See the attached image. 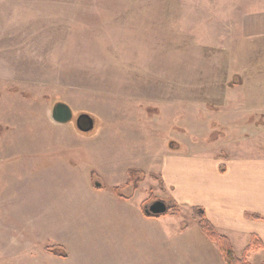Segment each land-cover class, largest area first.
Returning a JSON list of instances; mask_svg holds the SVG:
<instances>
[{
    "label": "rangeland",
    "instance_id": "374dc122",
    "mask_svg": "<svg viewBox=\"0 0 264 264\" xmlns=\"http://www.w3.org/2000/svg\"><path fill=\"white\" fill-rule=\"evenodd\" d=\"M263 10L264 0H0V264L186 263L177 237L219 254L193 208L159 185L162 161L264 158V33L245 25ZM58 102L71 121L52 118ZM81 114L92 131L78 129ZM130 168L136 190L123 185ZM156 200L178 213L145 215ZM228 233L240 256L246 240Z\"/></svg>",
    "mask_w": 264,
    "mask_h": 264
},
{
    "label": "crops",
    "instance_id": "0c3cea01",
    "mask_svg": "<svg viewBox=\"0 0 264 264\" xmlns=\"http://www.w3.org/2000/svg\"><path fill=\"white\" fill-rule=\"evenodd\" d=\"M245 25L247 32L263 34L264 10L247 16ZM169 153L163 157L162 179L173 187L176 202L190 208L202 207L211 223L230 238L234 249L235 243L228 232H237L238 238L242 236L246 240L242 253L256 235L261 239L262 247L251 251L248 259L250 261L252 253L264 255V158L217 157L213 161L202 153ZM221 165L225 166L224 172L220 170ZM249 214H258L261 219ZM154 240L155 244L158 240L161 245L162 238ZM172 240L175 245H187L185 249L189 252L186 263L179 260L176 264H227L220 253L194 252L196 247L192 240L179 237ZM178 256L184 259L182 255ZM257 262L264 263V257ZM149 263L164 264L156 257Z\"/></svg>",
    "mask_w": 264,
    "mask_h": 264
},
{
    "label": "trees",
    "instance_id": "16d2710c",
    "mask_svg": "<svg viewBox=\"0 0 264 264\" xmlns=\"http://www.w3.org/2000/svg\"><path fill=\"white\" fill-rule=\"evenodd\" d=\"M220 170L221 172H224L225 166L221 165ZM128 174H129V178L127 182L124 184V187L129 184H132L134 190H136L137 184L140 181V178L137 176L138 172L130 168L128 169ZM150 175H154V174L151 173ZM163 184H164V181L162 178H160L159 185L162 186ZM119 189L121 188L120 187L115 188L116 191H118ZM119 195L120 197L123 196L120 193ZM124 198H127V197H124ZM193 212H194L193 217L198 219V225L200 229L202 230V232L206 235L208 239H210L213 243L216 244L220 254L222 255V257L224 258L227 264H252L248 259V255L251 251L260 249L262 247V242L259 237H257L256 235H253L250 243L244 249L242 255L239 256L237 255L230 238L226 236L225 234L221 233L211 223V221L205 215V211L202 207H198V206L194 207ZM177 213H178V209L176 205H172V206L169 205L167 212L164 214H177ZM249 216L256 218V219H261V216L258 214H249ZM46 250L56 256L63 257V258H66L69 255L66 248L61 245H49V246H46Z\"/></svg>",
    "mask_w": 264,
    "mask_h": 264
},
{
    "label": "water",
    "instance_id": "95a60500",
    "mask_svg": "<svg viewBox=\"0 0 264 264\" xmlns=\"http://www.w3.org/2000/svg\"><path fill=\"white\" fill-rule=\"evenodd\" d=\"M52 118L56 122L67 123L73 119V110L68 104L58 102L53 107ZM76 125L81 131L90 132L95 127V121L89 114H81L76 119ZM167 210L168 204L163 200H156L153 203L144 206V213L147 216H160L166 213Z\"/></svg>",
    "mask_w": 264,
    "mask_h": 264
},
{
    "label": "flooded vegetation",
    "instance_id": "af4514ba",
    "mask_svg": "<svg viewBox=\"0 0 264 264\" xmlns=\"http://www.w3.org/2000/svg\"><path fill=\"white\" fill-rule=\"evenodd\" d=\"M168 207H169V205H168Z\"/></svg>",
    "mask_w": 264,
    "mask_h": 264
}]
</instances>
